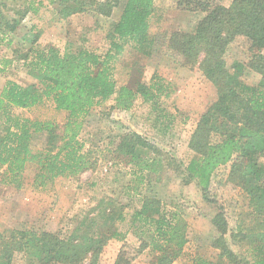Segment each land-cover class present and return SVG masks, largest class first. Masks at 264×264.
Instances as JSON below:
<instances>
[{
  "label": "trees",
  "instance_id": "obj_1",
  "mask_svg": "<svg viewBox=\"0 0 264 264\" xmlns=\"http://www.w3.org/2000/svg\"><path fill=\"white\" fill-rule=\"evenodd\" d=\"M155 1L125 0L108 34L110 45L104 56L82 49L60 53L52 46L42 48L36 45L38 34L30 40L24 61L35 83L6 81L0 91L4 185L20 189L28 165L36 168V189L93 172L97 160L92 159L93 150L85 148L80 134L92 108L111 99V112H129L140 98L157 114V121L164 118L159 104L170 93L160 76L143 72L133 86L117 87L113 73L125 44H132L139 53L151 47L149 30ZM44 3L56 8L58 20L83 13L108 18L117 6V0H38L19 13L18 22L28 12L36 14ZM177 7L203 17L191 32H173L166 45L184 65L196 66L216 92V100L200 115L189 136L187 147L192 158L185 167L174 169L185 185L193 182L201 200L215 210L210 220L217 235L210 245L215 254L195 256L191 264H264V0H232L228 6L179 0ZM16 24L14 21L6 27L14 31ZM240 39L245 41L248 60L228 65L227 50ZM10 63H1L0 74ZM247 71L259 76L255 85L244 82ZM45 102L66 114L62 123L13 115L14 109L29 110ZM107 149L128 170L130 183H134L129 189L138 198L128 230L121 234L113 227L115 220H125V206L116 208L113 199L104 197L97 204V213L81 222H87L86 228L82 232L75 228L67 238L48 231L0 233V264H13L16 254L24 256L25 264H98L109 240L122 241L128 235L138 246L123 244L113 264H131L146 249L156 253L157 264H172L182 255L188 243L184 211L170 208V203L169 208L162 206L160 199L140 192L146 180H160L164 167L174 163L172 158L134 131L119 134L116 145ZM226 166L227 183L241 192L246 203L251 225L245 230L230 227L211 183L214 173Z\"/></svg>",
  "mask_w": 264,
  "mask_h": 264
},
{
  "label": "rangeland",
  "instance_id": "obj_2",
  "mask_svg": "<svg viewBox=\"0 0 264 264\" xmlns=\"http://www.w3.org/2000/svg\"><path fill=\"white\" fill-rule=\"evenodd\" d=\"M33 1L38 0H0L1 68L4 60L11 61L0 74V91L6 81L20 85L35 83L33 74L26 68L24 56L31 47L30 40L36 34L39 35L36 45L42 48L52 46L60 53L65 49H82L104 56L110 45L108 34L118 20L125 2L117 0V6L108 18L83 13L65 20H58L55 16L56 8L44 3L36 14L28 12L18 22L19 13L26 10ZM105 1L112 0H95ZM178 1L156 0L149 30L151 47L146 53H139L132 44H125L114 62L113 73L117 87L133 86L143 72L146 75L154 72L168 84L169 98L159 104L164 118L157 121V114L140 98L129 112H111V99L92 108L80 134L85 148L93 150L92 159L97 160L93 172H85L78 179H58L46 189H36L33 186L36 168L28 165L24 172L23 185L16 189L2 183L3 174L0 171L1 234L8 235L12 230H32L48 231L67 238L75 228H79L80 232L86 228L87 222H81L86 216L97 213V204L104 197L113 199L118 206L116 208L125 206V220H115L113 226L124 234L129 228L131 213L138 207V198L129 189L134 183H130L132 177L128 170L111 157L107 147L116 145L119 134L134 131L147 138L174 161L172 166L164 167L159 181L146 180L140 186L141 194L160 199L162 206L170 203V208L184 211L188 243L182 255L172 264H191L195 256L208 258L215 254L210 249L212 241L217 237L210 223L214 208L201 200L193 182L185 185L180 175L174 173L176 167H185L192 158L193 154L187 147L189 136L200 115L216 100L215 88L202 76L198 68L184 65L182 58L166 45L173 32H191L203 17L202 14L180 11L177 7ZM200 1L228 6L232 0ZM14 21L17 22L16 27L14 31H9L6 26H12ZM244 42L240 39L229 47L225 55L228 65L234 61L247 62L248 53ZM243 79L247 85H255L259 76L247 71ZM12 112L22 118L57 123H62L66 116L63 112L55 111L47 102L36 108L14 109ZM3 134L4 124L0 120V138ZM227 174V166L218 169L211 183L217 189L219 203L229 217L230 227L236 231L240 227L245 230L251 225L246 203L241 192L227 183ZM123 240H109L98 264H113L123 244L130 248L138 246V241L129 235ZM13 264H25L24 256L16 254ZM131 264H157L156 253L146 249Z\"/></svg>",
  "mask_w": 264,
  "mask_h": 264
}]
</instances>
